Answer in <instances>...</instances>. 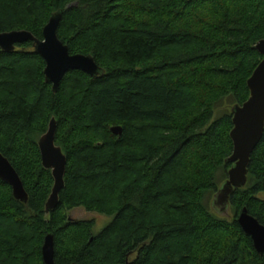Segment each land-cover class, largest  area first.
<instances>
[{
    "label": "trees",
    "instance_id": "obj_1",
    "mask_svg": "<svg viewBox=\"0 0 264 264\" xmlns=\"http://www.w3.org/2000/svg\"><path fill=\"white\" fill-rule=\"evenodd\" d=\"M60 11L58 39L102 73L70 71L53 94L32 43L0 51V155L27 195L0 181V264H44L49 235L55 264H264L237 223L246 208L264 226V133L230 216L210 203L232 167V115L215 110L249 98L264 0H0V33L41 41ZM52 119L67 165L46 217L38 141ZM78 208L113 220L95 233L69 219Z\"/></svg>",
    "mask_w": 264,
    "mask_h": 264
},
{
    "label": "water",
    "instance_id": "obj_2",
    "mask_svg": "<svg viewBox=\"0 0 264 264\" xmlns=\"http://www.w3.org/2000/svg\"><path fill=\"white\" fill-rule=\"evenodd\" d=\"M63 12L51 16L42 32V40H36L27 31H12L0 33V51L5 54L13 53L18 46L32 43L34 53L42 58L45 64V83L51 85L53 94L70 71H81L97 78L101 69L90 56L70 55L66 46L58 39L57 31L62 20ZM256 51L263 56V60L247 81L249 98L242 105L231 108L232 155L227 160L232 164L227 174V180L221 185L212 200V209L221 216H229L230 199L236 190L243 189L247 184V168L250 157L260 143L264 133V40L257 43ZM110 132L115 137L122 135L120 127H112ZM56 122L52 119L47 132L39 139L38 149L43 168L51 172L53 187L45 204V214L54 211L59 204V194L64 188L66 158L60 148L55 145ZM0 181L6 183L14 200L27 203V195L23 185L10 163L0 155ZM237 223L244 235L251 239L255 252L264 254V226L249 215L243 208L237 218ZM42 260L44 264L54 263L53 237L47 236L42 246Z\"/></svg>",
    "mask_w": 264,
    "mask_h": 264
},
{
    "label": "rangeland",
    "instance_id": "obj_3",
    "mask_svg": "<svg viewBox=\"0 0 264 264\" xmlns=\"http://www.w3.org/2000/svg\"><path fill=\"white\" fill-rule=\"evenodd\" d=\"M228 103L229 102L225 101L222 104H220V106H217V107H220V108L215 110V115L214 116L216 118L220 115V113L222 111H225V112L229 111L230 112V107L231 106H229ZM210 203L212 204V201H210ZM228 213H229V211H228ZM45 216L47 217L48 215H45ZM68 216H69V219L71 221H93L94 222V232L95 233L101 232L113 220V218H111V217L98 215L96 213H88L82 208H78V209H74V210L69 211L68 212ZM229 216H230V213H229Z\"/></svg>",
    "mask_w": 264,
    "mask_h": 264
}]
</instances>
